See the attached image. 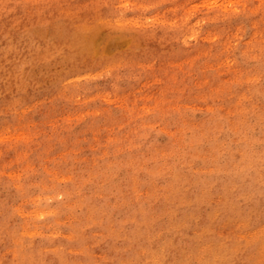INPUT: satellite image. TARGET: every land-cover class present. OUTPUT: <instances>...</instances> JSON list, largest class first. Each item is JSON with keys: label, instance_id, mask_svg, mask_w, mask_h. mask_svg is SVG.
Returning a JSON list of instances; mask_svg holds the SVG:
<instances>
[{"label": "rangeland", "instance_id": "obj_1", "mask_svg": "<svg viewBox=\"0 0 264 264\" xmlns=\"http://www.w3.org/2000/svg\"><path fill=\"white\" fill-rule=\"evenodd\" d=\"M0 264H264V0H0Z\"/></svg>", "mask_w": 264, "mask_h": 264}, {"label": "bare ground", "instance_id": "obj_2", "mask_svg": "<svg viewBox=\"0 0 264 264\" xmlns=\"http://www.w3.org/2000/svg\"><path fill=\"white\" fill-rule=\"evenodd\" d=\"M95 52V51H94Z\"/></svg>", "mask_w": 264, "mask_h": 264}]
</instances>
